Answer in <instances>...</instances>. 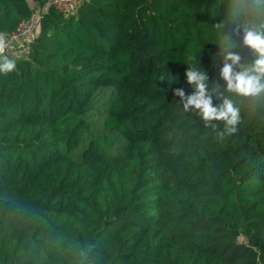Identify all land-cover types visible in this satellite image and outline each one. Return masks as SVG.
I'll return each mask as SVG.
<instances>
[{
    "label": "trees",
    "instance_id": "obj_1",
    "mask_svg": "<svg viewBox=\"0 0 264 264\" xmlns=\"http://www.w3.org/2000/svg\"><path fill=\"white\" fill-rule=\"evenodd\" d=\"M25 55L0 74V264H264V93L227 90L240 65L237 0H50ZM33 16L0 0V31ZM206 73L236 132L174 94ZM215 125V128L212 127ZM224 133L223 138L218 134Z\"/></svg>",
    "mask_w": 264,
    "mask_h": 264
},
{
    "label": "clouds",
    "instance_id": "obj_2",
    "mask_svg": "<svg viewBox=\"0 0 264 264\" xmlns=\"http://www.w3.org/2000/svg\"><path fill=\"white\" fill-rule=\"evenodd\" d=\"M250 12L253 16L264 15V0H237L232 12V18L238 19L242 14ZM243 44L256 55L254 63L250 66L241 65L242 70L235 71L240 65V55L233 51L235 42L231 36L225 35L221 41L224 46L225 62L220 70L222 79L226 82L227 90L243 96H258L264 93V23L259 27L254 22H244ZM6 34L0 32V74L7 75L16 69L15 60L6 54ZM186 82L194 86V91L186 95L184 90L177 88L174 94L184 102L185 110L189 108L198 110L206 126L211 121H223L225 132H236L239 123V109L234 107L231 100L225 98L220 106H214L212 97L208 95L206 73L194 69L185 71ZM215 128V125H212ZM223 138L224 133L218 134Z\"/></svg>",
    "mask_w": 264,
    "mask_h": 264
},
{
    "label": "built area",
    "instance_id": "obj_3",
    "mask_svg": "<svg viewBox=\"0 0 264 264\" xmlns=\"http://www.w3.org/2000/svg\"><path fill=\"white\" fill-rule=\"evenodd\" d=\"M80 1L82 0H50V4L60 11L68 12ZM35 26V19L32 16L21 21L13 30L3 32L6 34V54H27L34 37Z\"/></svg>",
    "mask_w": 264,
    "mask_h": 264
},
{
    "label": "rangeland",
    "instance_id": "obj_4",
    "mask_svg": "<svg viewBox=\"0 0 264 264\" xmlns=\"http://www.w3.org/2000/svg\"><path fill=\"white\" fill-rule=\"evenodd\" d=\"M30 5H31V7L33 9V18L35 19V23H36L34 33L35 32L38 33V30H39L38 21H39L40 14H41L42 10L47 9L48 4L39 5L38 2H36L34 0H30Z\"/></svg>",
    "mask_w": 264,
    "mask_h": 264
},
{
    "label": "crops",
    "instance_id": "obj_5",
    "mask_svg": "<svg viewBox=\"0 0 264 264\" xmlns=\"http://www.w3.org/2000/svg\"><path fill=\"white\" fill-rule=\"evenodd\" d=\"M42 11H44V10H42ZM36 34H37V32L34 33V36H35Z\"/></svg>",
    "mask_w": 264,
    "mask_h": 264
}]
</instances>
